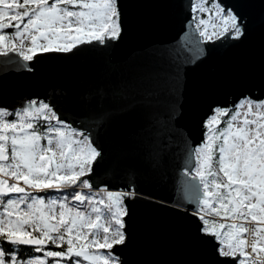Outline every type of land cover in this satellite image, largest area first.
<instances>
[{"label": "snow or ice", "instance_id": "1", "mask_svg": "<svg viewBox=\"0 0 264 264\" xmlns=\"http://www.w3.org/2000/svg\"><path fill=\"white\" fill-rule=\"evenodd\" d=\"M0 57V264H264V0H0Z\"/></svg>", "mask_w": 264, "mask_h": 264}, {"label": "water", "instance_id": "2", "mask_svg": "<svg viewBox=\"0 0 264 264\" xmlns=\"http://www.w3.org/2000/svg\"><path fill=\"white\" fill-rule=\"evenodd\" d=\"M142 43H143V41H136V42H132V43H128V44H126V45H125V48H124L125 53H127L128 49H130V48L136 46L137 44H142ZM81 51H82L83 56H88V61H87V62H89V63L92 62V58H91V56L88 55V49H86V48H82ZM83 56H82V58H83ZM2 59H3V58L0 57V60H2ZM22 75H27V74L24 73V74H22ZM177 179H178V177H177Z\"/></svg>", "mask_w": 264, "mask_h": 264}]
</instances>
